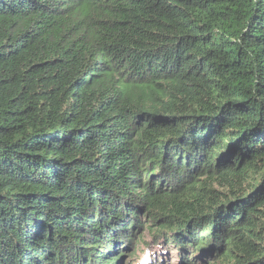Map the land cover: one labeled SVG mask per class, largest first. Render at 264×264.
Masks as SVG:
<instances>
[{"label":"trees","instance_id":"16d2710c","mask_svg":"<svg viewBox=\"0 0 264 264\" xmlns=\"http://www.w3.org/2000/svg\"><path fill=\"white\" fill-rule=\"evenodd\" d=\"M166 257L264 264V0H0V264Z\"/></svg>","mask_w":264,"mask_h":264},{"label":"rangeland","instance_id":"374dc122","mask_svg":"<svg viewBox=\"0 0 264 264\" xmlns=\"http://www.w3.org/2000/svg\"><path fill=\"white\" fill-rule=\"evenodd\" d=\"M144 238H143V240L144 241H147L148 240V237H149V234L148 233H144ZM146 248V247H145ZM143 250H145L144 248H143ZM142 250V251H143ZM136 256H138L139 257V260L140 259H143V257H144V252H140V249L138 248L136 251ZM166 264H175V260L174 259H170V257H166Z\"/></svg>","mask_w":264,"mask_h":264}]
</instances>
